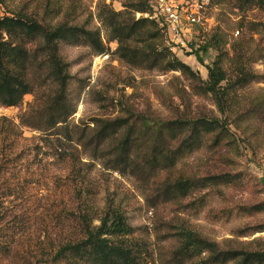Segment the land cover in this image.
I'll list each match as a JSON object with an SVG mask.
<instances>
[{"label": "rangeland", "instance_id": "1", "mask_svg": "<svg viewBox=\"0 0 264 264\" xmlns=\"http://www.w3.org/2000/svg\"><path fill=\"white\" fill-rule=\"evenodd\" d=\"M4 1V2H3ZM0 18L9 10L24 8L44 24L68 23L100 34L107 53L98 55L89 43H60V56L69 75L68 98L75 109L69 125L75 134L79 128H94L96 121L124 120L127 124L145 122L156 128L163 122L182 118L219 115L210 96L195 93L192 82L179 72L156 73L135 68L120 60L117 44L100 22L103 5L135 19L136 10L145 0H3ZM62 2L57 16L56 8ZM216 2V1H215ZM254 0L248 9L239 11L234 5L216 2L203 29H190L192 38L187 49L176 55L201 78L208 79L207 68L217 52L203 51L218 36L229 44L243 40L237 27L242 19L264 23V7ZM53 10V13L51 11ZM163 33V32H162ZM218 35V36H217ZM249 36L245 40H249ZM258 35H254L257 40ZM165 46H167L166 38ZM264 45V43H263ZM40 46L36 42L31 49ZM47 58L34 63L29 76L35 87L19 107L0 105V221L4 229L16 230L15 247L19 257H0V264H40L48 248L59 237L76 226L77 216L85 211L101 215L111 207L123 214L135 229V239L145 243L143 264H178L172 261L179 247L178 234L191 231L217 243L222 248L244 245L258 240L264 246V233L239 237L236 233L264 224V212L250 213L248 207L264 208V149L255 152L239 133V155L220 151L218 156L201 152L186 158L177 170L161 173L146 189L129 174L108 170L105 161H88L77 144L59 142L51 134L35 132L21 124L22 116L41 109L54 95L55 86L48 76ZM264 71V62L256 66ZM264 89L253 86L247 94ZM139 120V121H138ZM75 155L74 163L67 155ZM62 155V156H60ZM223 155V158L221 157ZM230 173L238 181L229 186L199 189L180 202L164 203L157 197L162 182L179 176L204 177ZM98 222H96V225ZM47 248V250H46ZM206 259L184 261L197 264Z\"/></svg>", "mask_w": 264, "mask_h": 264}, {"label": "trees", "instance_id": "2", "mask_svg": "<svg viewBox=\"0 0 264 264\" xmlns=\"http://www.w3.org/2000/svg\"><path fill=\"white\" fill-rule=\"evenodd\" d=\"M1 2L3 0H0ZM234 5L239 11L248 9L254 0H216ZM4 2V1H3ZM152 0H145L136 10L152 13ZM264 7V0H258ZM62 11L58 3L56 15ZM53 13V10L51 11ZM100 22L110 34V42L117 44L120 60L129 65L156 73L179 72L194 86L195 93L210 96L219 115L182 118L163 122L150 128L145 122L130 125L122 119L96 121L94 128H79L74 134L69 125L75 109L68 98L69 75L60 56V43H89L98 55L107 53L100 34L68 23L44 24L24 8L9 10L0 18V105L19 107L34 85L29 76L31 66L41 56L46 57L48 76L55 86L54 95L46 105L31 110L21 118V124L35 132L51 134L59 142L77 144L88 161H105L108 170L129 174L149 189L151 181L161 173L177 170L194 154L208 152L218 156L227 150L239 155V133L253 151L264 149V89L247 94L253 86L264 85V71L256 66L264 62V23L242 19L237 27L243 40L233 42L231 56L226 50L229 42L218 36L203 48L217 52L215 61L207 68L204 81L190 66L182 62L165 46L164 33L156 22L115 12L103 5ZM254 35H258L257 40ZM249 36V40H245ZM36 42L40 46L32 47ZM139 121V120H138ZM235 130V133L232 131ZM62 156V155H60ZM74 163L79 157L67 155ZM223 158V155H221ZM240 177L230 173L197 177L179 176L164 181L157 194L164 203L180 202L199 189L229 186ZM252 213L264 212L261 205L247 208ZM2 214H0V221ZM76 226L59 237L57 244L46 248L48 253L40 264H143L145 243L135 239V229L119 211L106 208L101 215L85 211L77 216ZM96 222L98 224L96 225ZM0 222V257L6 261L17 258L16 230H6ZM239 237L264 233V224L236 232ZM179 247L172 261L182 263L204 255L197 264H264V246H254L258 240L230 248L207 241L197 234L183 230L178 234Z\"/></svg>", "mask_w": 264, "mask_h": 264}, {"label": "built area", "instance_id": "3", "mask_svg": "<svg viewBox=\"0 0 264 264\" xmlns=\"http://www.w3.org/2000/svg\"><path fill=\"white\" fill-rule=\"evenodd\" d=\"M216 0H152V13L139 14L158 24L164 33L167 47L173 54L187 49L191 30L203 29L208 14L216 7ZM191 29V30H190Z\"/></svg>", "mask_w": 264, "mask_h": 264}]
</instances>
